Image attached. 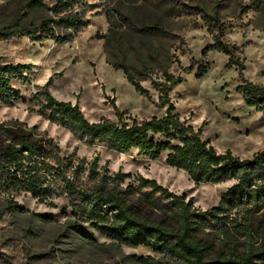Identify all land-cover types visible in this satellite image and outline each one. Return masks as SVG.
I'll use <instances>...</instances> for the list:
<instances>
[{
    "label": "rangeland",
    "instance_id": "rangeland-1",
    "mask_svg": "<svg viewBox=\"0 0 264 264\" xmlns=\"http://www.w3.org/2000/svg\"><path fill=\"white\" fill-rule=\"evenodd\" d=\"M26 1L0 0V27L18 18L23 25H32L45 17L46 9H25ZM76 9L85 12L88 25L65 43L26 36L0 41L1 62L32 65L28 83L11 81L22 99L0 103V122L36 126L53 138L63 156L96 160L101 175L130 174L122 188L140 175L192 197L199 209L216 206L233 180L194 183L183 170L165 163V152L150 159L136 150L123 153L97 142L87 145L37 114L38 103L29 98L35 86L50 79V93L58 100L76 102L90 122L102 117L116 121L114 107L127 123L162 117L165 109L157 107L155 84L166 71L182 80L169 94L180 119L195 129L204 123L201 136L217 151L228 149L250 158L264 147V112L245 105L236 92L237 69L228 57L203 50L222 28L224 40L243 63V77L264 85V0H83ZM151 26L157 31L143 29ZM114 64L128 65L148 96L136 92ZM198 67L206 71L199 75ZM49 202L25 192H0V264H186L148 247L112 241L73 215L63 196ZM73 223L82 232L74 230ZM220 251L216 246L214 252Z\"/></svg>",
    "mask_w": 264,
    "mask_h": 264
},
{
    "label": "trees",
    "instance_id": "trees-1",
    "mask_svg": "<svg viewBox=\"0 0 264 264\" xmlns=\"http://www.w3.org/2000/svg\"><path fill=\"white\" fill-rule=\"evenodd\" d=\"M82 2L27 0L25 9H46L45 17L32 25H23L18 18L1 26L0 41L26 36L32 41L49 38L57 44L65 43L88 25L85 12L76 9ZM143 29L156 32L158 28ZM223 36L224 30L219 27L203 54L214 49L226 55L228 63L237 69L236 92L245 105L264 112V85L243 77V63ZM114 66L122 70L136 92L148 96L149 91L132 76L128 65ZM31 70L29 63L0 61L1 104L22 99L11 81L28 83ZM197 71L202 75L206 70L198 67ZM162 78L155 85L157 107L165 109L164 115L131 119L130 123L115 107L116 121L105 117L88 121L76 102L58 100L50 93V79L35 86L29 100L38 103L37 114L87 145L97 142L123 153L136 150L150 159L165 152V163L183 170L194 183L233 180L216 206L199 209L192 197L171 192L140 175L122 188L130 174L101 175L96 160L89 163L74 154L63 156L45 131L18 120L0 122V192H25L46 203L63 196L69 200L73 215L112 241L148 247L186 264H264V147L245 159L228 149L217 151L201 136L204 123L195 129L174 111L169 94L182 82L180 76L163 71ZM72 227L82 232L80 225L73 223ZM216 246H221L220 252H214Z\"/></svg>",
    "mask_w": 264,
    "mask_h": 264
}]
</instances>
